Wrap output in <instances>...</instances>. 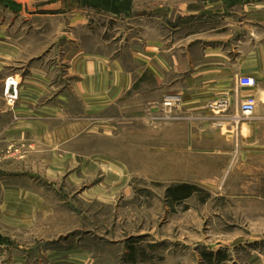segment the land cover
Masks as SVG:
<instances>
[{
  "label": "rangeland",
  "instance_id": "374dc122",
  "mask_svg": "<svg viewBox=\"0 0 264 264\" xmlns=\"http://www.w3.org/2000/svg\"><path fill=\"white\" fill-rule=\"evenodd\" d=\"M140 1L144 53L153 38L176 61L156 63L162 80L134 63L133 20L0 0V264H264V175L225 174L214 123L179 96L198 90L205 49L261 23L264 0ZM87 53L143 75L104 96L107 65Z\"/></svg>",
  "mask_w": 264,
  "mask_h": 264
},
{
  "label": "crops",
  "instance_id": "0c3cea01",
  "mask_svg": "<svg viewBox=\"0 0 264 264\" xmlns=\"http://www.w3.org/2000/svg\"><path fill=\"white\" fill-rule=\"evenodd\" d=\"M75 2V9H89L106 17L107 20L121 19L124 22L133 20L134 63L143 64L145 55V63L150 65L146 71L153 78L161 79L156 73V63H169L168 57L172 58V64L176 62L173 55L161 56L159 54L161 43L153 38L146 39L144 53V12L141 1L139 3V0H75ZM56 6V4H51L47 7L53 10ZM262 6L264 8V3ZM61 7V5L57 6L59 9ZM79 19L78 22L81 25L84 24V17H79ZM86 20L90 21V17ZM249 20L247 19L244 23L246 25L240 29L241 34L244 35L241 42H237L225 51L217 43L209 49L212 53H207V49L204 50V55L198 60V90L192 91L191 88H184L182 94L179 95L182 97L184 111L204 115L202 118H204L205 127H208V121L214 123L212 125L216 128L214 136L216 144L213 152L228 160L225 174L229 175H264V11L262 17L259 18L261 23L256 25ZM145 28L148 29V25ZM126 36L125 32L121 40H124ZM78 51L85 54L82 50ZM86 56L94 61L92 64L107 65L103 68L102 75L104 96L111 97L118 92L128 91L144 72L141 70L139 75L133 77L125 71L119 58L112 59L111 55L107 57L88 53ZM77 57H74L75 61L79 62L80 59ZM112 77L114 83L111 81ZM241 77L253 79L254 87H238L234 81ZM166 93L168 96L178 95L174 94L172 89ZM247 98L254 99L255 108L251 116L245 117L239 109L241 103ZM220 100H224L220 105L210 106L213 101Z\"/></svg>",
  "mask_w": 264,
  "mask_h": 264
},
{
  "label": "built area",
  "instance_id": "2783aa9c",
  "mask_svg": "<svg viewBox=\"0 0 264 264\" xmlns=\"http://www.w3.org/2000/svg\"><path fill=\"white\" fill-rule=\"evenodd\" d=\"M236 85L238 87H254L255 82L253 79L247 78V77H241L236 81ZM16 94L13 95H8V100L7 103L8 104H13L14 103V99L16 98L15 96ZM172 102L173 101H166L165 106H172ZM254 108H255V101L253 98H247L243 103H241L240 105V113L245 116H251L254 112Z\"/></svg>",
  "mask_w": 264,
  "mask_h": 264
},
{
  "label": "bare ground",
  "instance_id": "6f19581e",
  "mask_svg": "<svg viewBox=\"0 0 264 264\" xmlns=\"http://www.w3.org/2000/svg\"><path fill=\"white\" fill-rule=\"evenodd\" d=\"M15 87H16V86H12L11 88H10V87H9V88L6 87L5 95L8 96V95H10V94H11V95L16 94L17 92L14 91ZM11 91H13V92L11 93ZM174 99L177 100L176 98H171V97H170L167 101H174ZM9 105H12V104H9Z\"/></svg>",
  "mask_w": 264,
  "mask_h": 264
},
{
  "label": "trees",
  "instance_id": "16d2710c",
  "mask_svg": "<svg viewBox=\"0 0 264 264\" xmlns=\"http://www.w3.org/2000/svg\"><path fill=\"white\" fill-rule=\"evenodd\" d=\"M191 188L192 187L189 186V185H180V186H177V187H175V194H179L177 192H181L183 190H187V189H191ZM176 196H178V195H176ZM175 198H177V197H175Z\"/></svg>",
  "mask_w": 264,
  "mask_h": 264
}]
</instances>
